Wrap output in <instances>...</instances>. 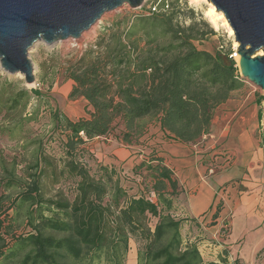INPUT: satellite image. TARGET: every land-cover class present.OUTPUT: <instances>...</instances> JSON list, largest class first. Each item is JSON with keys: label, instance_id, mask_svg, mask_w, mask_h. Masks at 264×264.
<instances>
[{"label": "trees", "instance_id": "16d2710c", "mask_svg": "<svg viewBox=\"0 0 264 264\" xmlns=\"http://www.w3.org/2000/svg\"><path fill=\"white\" fill-rule=\"evenodd\" d=\"M167 4L166 10L161 3L160 11L127 21L122 30L125 21H115L98 37L96 51L89 49L68 67V97L83 98L87 116L71 121L53 113L55 127L64 134L63 167L55 171L39 151L20 195L21 201L36 208L45 205L54 213L35 215L36 209L29 210V228L19 235L10 234V223L0 217V243L8 247L14 240L16 246L7 255L0 251V256L22 253L15 264H70L68 258L79 260L85 252L97 254L112 244L126 250L130 237L137 235L145 240L142 264H215L203 260L195 243L183 244L184 219L171 212L177 184L162 158L153 156L138 165L144 179L152 182L151 190L131 197L112 179V170L99 165L101 174L95 178L79 160L86 157L85 139L106 136L118 123L121 140L132 143L145 117L156 118L173 140L195 143L209 132L214 110L242 87L230 49L211 53L195 45L213 33L207 23L182 25V7L177 1ZM29 93L37 92L0 81L3 116L24 111ZM24 118L12 121L20 125ZM49 172L76 180L72 201L42 195V180ZM1 182L6 187L19 183L13 178ZM149 215L157 218L153 229L146 224Z\"/></svg>", "mask_w": 264, "mask_h": 264}, {"label": "rangeland", "instance_id": "374dc122", "mask_svg": "<svg viewBox=\"0 0 264 264\" xmlns=\"http://www.w3.org/2000/svg\"><path fill=\"white\" fill-rule=\"evenodd\" d=\"M171 1H177L182 7L183 13L178 17L180 24L188 25L192 21H204L212 30V34L207 35L201 42L195 43L198 48L205 49L211 53L217 51L225 52L230 49L232 52L231 56L237 65L235 57L237 47H235V44L237 45V43H235L233 36L229 35L225 28L215 30L209 22H206V18L204 19V11L210 4L206 0L204 2L198 1L197 3H191L190 0H143L142 5L137 8H131L129 5L124 4L114 10L106 11L77 39L67 38L50 45L40 40L35 41L28 49L27 54L32 63L34 75V82L30 84L24 82V77L21 73L10 74L0 68V81H6L16 87H24L27 90H36L37 92L36 94L29 93V103L21 113H14L13 116L6 117L3 116V112H0V180L3 183L5 179L13 178L19 182L9 187L0 184V217L6 218L7 222L10 223L11 228L8 229L10 234L19 235L26 232L29 228L27 223L29 210L36 209L33 213L35 215L39 212L46 216L54 213L47 210L45 205H42L41 208H36L35 205L31 206L29 202L21 201L20 195L25 188V183L28 182L27 175L34 172L29 167L33 164L39 151L46 154L51 163H53L55 171L58 172L63 167L65 158L61 143L64 139V134L55 127L52 118L53 113H60L71 121L87 116L86 110L89 108L86 106V101L83 98L68 97L72 86V81L68 78L66 72L68 67L85 55L89 49L96 51L98 37L104 29L110 27L115 21H125L121 27L122 30L127 21H131L137 16L148 15V7L151 8L156 5L157 11H160L161 9L158 6L161 3L168 6L167 3ZM163 9L166 10L168 7L164 6ZM189 10L192 11V16ZM242 79V87L232 93V98L244 99L248 103L247 106L251 104L257 107L255 108L258 115L256 136L258 139H264V91L248 80ZM254 100H257V102L255 103ZM20 117H25V121H22L20 125L15 124V121ZM13 118L15 121H12ZM156 123V118L145 117L139 121L140 131L149 126L154 129L153 127ZM121 130L120 123H118L111 132L112 136L118 137ZM145 142L146 139L143 138L132 141L131 145L135 147L133 148L135 155L142 153L140 149L141 146L146 144ZM170 143L172 144V142ZM79 160L88 167L92 176L95 178L100 176L99 163L86 157L79 158ZM139 164L140 162L134 165L135 168L137 167L136 169L124 166L116 167L115 170H112V179L125 190L127 197L147 195L149 190H151L149 178H142L138 180V183L134 182L133 172H138ZM51 169L50 167L48 170L50 171ZM140 171L143 172V168ZM143 175L141 174V176ZM75 185V179L53 177L49 172L42 180L41 191L45 198H65L72 201L76 193ZM110 196L111 191L108 192L105 200ZM171 212L173 213L174 210L172 209ZM59 216L64 218L63 215ZM148 217L147 227L153 229L157 218L150 215ZM199 228L195 224L183 222L180 232L183 244L195 243L198 249L202 251L204 236L199 235ZM221 232L222 229L218 234ZM56 236L60 237L61 235ZM144 246L145 240L136 235L130 237L126 250L123 249L122 244H112L104 247L97 254L85 252L79 260L68 258L67 261L70 264H142ZM15 248L14 240L8 244V247L0 243V251L3 254L7 255L10 250L15 251ZM21 254L17 253V256L12 258L2 255L0 256V264H15Z\"/></svg>", "mask_w": 264, "mask_h": 264}, {"label": "crops", "instance_id": "0c3cea01", "mask_svg": "<svg viewBox=\"0 0 264 264\" xmlns=\"http://www.w3.org/2000/svg\"><path fill=\"white\" fill-rule=\"evenodd\" d=\"M247 104L231 94L214 110L209 132L195 143L173 140L157 122L134 138L146 139L139 155L111 133L85 139L82 146L86 158L108 170L162 158L177 184L173 215L201 228L203 260L264 264V139L256 136L257 107ZM133 174L135 183L144 178L140 169Z\"/></svg>", "mask_w": 264, "mask_h": 264}, {"label": "water", "instance_id": "95a60500", "mask_svg": "<svg viewBox=\"0 0 264 264\" xmlns=\"http://www.w3.org/2000/svg\"><path fill=\"white\" fill-rule=\"evenodd\" d=\"M233 31L239 75L264 91V0H206ZM143 0H0V68L34 82L28 49L77 39L106 11ZM205 19V17H204ZM206 20V19H205ZM206 22H208L206 20Z\"/></svg>", "mask_w": 264, "mask_h": 264}, {"label": "bare ground", "instance_id": "6f19581e", "mask_svg": "<svg viewBox=\"0 0 264 264\" xmlns=\"http://www.w3.org/2000/svg\"><path fill=\"white\" fill-rule=\"evenodd\" d=\"M191 3H197L198 1L204 2V0H190ZM209 6L204 11V16L206 20L210 23V25L215 29L218 30L220 28H225L226 31L229 33V35L233 36V31L231 27L229 26L228 22L224 18V16L221 13L216 12L215 8L208 4ZM80 37V36H79ZM237 45L235 44V47ZM236 60L238 61L239 56L235 53Z\"/></svg>", "mask_w": 264, "mask_h": 264}, {"label": "built area", "instance_id": "2783aa9c", "mask_svg": "<svg viewBox=\"0 0 264 264\" xmlns=\"http://www.w3.org/2000/svg\"><path fill=\"white\" fill-rule=\"evenodd\" d=\"M165 7H168L167 5H164ZM164 8V7H163ZM164 10V9H163ZM152 12H157V8L156 5H153L151 8L148 7V14L152 13Z\"/></svg>", "mask_w": 264, "mask_h": 264}]
</instances>
